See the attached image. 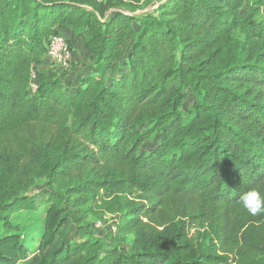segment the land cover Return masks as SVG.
<instances>
[{
	"label": "trees",
	"instance_id": "16d2710c",
	"mask_svg": "<svg viewBox=\"0 0 264 264\" xmlns=\"http://www.w3.org/2000/svg\"><path fill=\"white\" fill-rule=\"evenodd\" d=\"M151 1L0 0V264H264V0Z\"/></svg>",
	"mask_w": 264,
	"mask_h": 264
},
{
	"label": "rangeland",
	"instance_id": "374dc122",
	"mask_svg": "<svg viewBox=\"0 0 264 264\" xmlns=\"http://www.w3.org/2000/svg\"><path fill=\"white\" fill-rule=\"evenodd\" d=\"M156 0H152L149 4L143 5V8L139 9L136 13L143 12L145 10H150L155 7ZM65 37L69 40V43H71V52H72V60L75 62L78 61H85V52H84V46L83 42L80 38V36H74L72 34V31H65L63 32ZM47 63L46 65L54 66V64L46 57ZM49 67V66H47ZM80 70L86 69V71H83L84 73H88L86 65L84 63H81L78 67ZM57 69V68H56ZM81 72H78L80 74ZM193 97L191 90L186 89L185 90V101H184V107L187 108L192 103ZM145 126H141V129H144ZM160 137H156L152 139L151 142H148L144 145L143 148L145 149H151L153 146L159 141ZM48 187L44 181H38L36 185L32 188L31 193L32 194H38L39 196L44 193L45 190H47ZM100 212L91 213L89 215L88 221L91 222L93 225L94 233L100 237H103L107 243H115L116 240L112 237L111 228L113 227V221L109 217H101L99 215ZM99 215V216H98ZM39 217L34 214H23L21 221L25 223L26 226H28L29 229L34 228L36 225L39 224ZM202 230V229H200ZM191 235L194 237L197 236L196 227H194L191 230ZM128 241H131V236H128Z\"/></svg>",
	"mask_w": 264,
	"mask_h": 264
},
{
	"label": "built area",
	"instance_id": "2783aa9c",
	"mask_svg": "<svg viewBox=\"0 0 264 264\" xmlns=\"http://www.w3.org/2000/svg\"><path fill=\"white\" fill-rule=\"evenodd\" d=\"M72 52L69 49L68 41L64 35H56L52 37L47 58L59 69H66L72 60ZM31 92L35 93L37 90V76L33 72L32 82L30 85Z\"/></svg>",
	"mask_w": 264,
	"mask_h": 264
},
{
	"label": "clouds",
	"instance_id": "9594fccd",
	"mask_svg": "<svg viewBox=\"0 0 264 264\" xmlns=\"http://www.w3.org/2000/svg\"><path fill=\"white\" fill-rule=\"evenodd\" d=\"M240 203L253 216L264 213V195L256 188L243 193L240 197Z\"/></svg>",
	"mask_w": 264,
	"mask_h": 264
},
{
	"label": "crops",
	"instance_id": "0c3cea01",
	"mask_svg": "<svg viewBox=\"0 0 264 264\" xmlns=\"http://www.w3.org/2000/svg\"><path fill=\"white\" fill-rule=\"evenodd\" d=\"M65 31H68V30H65ZM63 32H64V30H63ZM48 66V65H47Z\"/></svg>",
	"mask_w": 264,
	"mask_h": 264
}]
</instances>
